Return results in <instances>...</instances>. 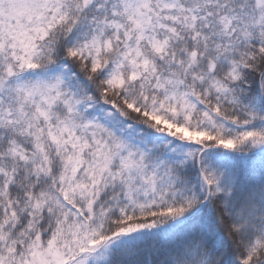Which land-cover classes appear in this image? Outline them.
I'll use <instances>...</instances> for the list:
<instances>
[{"label":"snow or ice","instance_id":"6c2138e0","mask_svg":"<svg viewBox=\"0 0 264 264\" xmlns=\"http://www.w3.org/2000/svg\"><path fill=\"white\" fill-rule=\"evenodd\" d=\"M0 264H264V0H0Z\"/></svg>","mask_w":264,"mask_h":264}]
</instances>
